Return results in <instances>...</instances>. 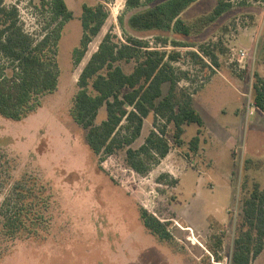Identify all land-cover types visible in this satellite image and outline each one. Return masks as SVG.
I'll list each match as a JSON object with an SVG mask.
<instances>
[{
	"label": "rangeland",
	"instance_id": "1",
	"mask_svg": "<svg viewBox=\"0 0 264 264\" xmlns=\"http://www.w3.org/2000/svg\"><path fill=\"white\" fill-rule=\"evenodd\" d=\"M64 1L74 19L60 32L56 90L44 95L40 106L21 121L0 116V149L12 166L1 178L0 208L11 212L18 206L11 188L25 179L27 185L35 182L36 197L23 207L39 216L34 220L35 233L23 230L13 237L0 216V264H231L234 239L244 229L242 197L255 182L264 190V111L252 102L254 73L264 79V0H232L228 12L187 40L196 43L194 47L165 48L180 53L171 62L175 74L186 73L177 83L174 101L190 95L204 125L199 149L193 152L189 142L197 125L184 126L178 145L173 124L151 112L130 147L139 149L150 131L160 134L164 127L170 149L163 158L152 152L140 155L143 174L126 165L127 147L111 155L94 154L86 130L73 121L70 109L81 70L106 33L121 42L134 36L151 47L157 46V35L166 33L130 29L128 18L138 9H127L125 0ZM98 3L108 16L81 62L74 65L82 6ZM215 3L199 0L181 18L192 21L209 13ZM3 4L17 7L23 30L35 39L56 26L51 23L48 0H3ZM175 40L183 42L179 37ZM202 49L216 56L217 65ZM239 51L245 52L244 58ZM188 52H196L205 66ZM118 64L126 73L135 65L133 61ZM0 68H5L6 79L12 77L10 62L1 56ZM168 88L164 84L163 94ZM105 116L102 107L96 122ZM125 126L123 121L115 136H130ZM142 209L168 224L171 240L158 239L144 227ZM221 231L225 234L218 249L215 238ZM250 264H264V246Z\"/></svg>",
	"mask_w": 264,
	"mask_h": 264
},
{
	"label": "trees",
	"instance_id": "2",
	"mask_svg": "<svg viewBox=\"0 0 264 264\" xmlns=\"http://www.w3.org/2000/svg\"><path fill=\"white\" fill-rule=\"evenodd\" d=\"M199 0H125L129 10H137L128 18V27L139 32H164L155 37L157 46L151 47L146 40L126 36L125 42L114 40L111 33H106L97 50L90 56L81 70L77 80L78 90L74 96L70 115L73 121L86 130V141L94 154H114L125 150L126 165L138 174L145 173L140 155L154 153L158 158L169 152V144L163 134L150 131L145 143L139 149L130 147L140 135L143 121L153 112L155 117L165 119L174 126V138L182 144L181 136L184 126L195 124L197 134L191 138L189 147L197 152L200 146V129L204 122L194 108L190 95H184L181 102H175V90L180 78H186L182 72L177 76L171 64L180 58L172 47H194L196 43L187 41L211 26L223 14L232 8V0H216L213 9L192 21H185L181 14ZM51 23H56L51 31H45L40 39L33 38L23 30L19 12L15 6H5L0 0V56L11 64L12 77L6 79L0 68V116L11 121H21L34 112L41 103V98L56 90L59 70L56 62L58 42L63 26L74 19L73 12L64 0H48ZM108 12L104 5L82 6L79 17L82 34L79 46L72 52L73 64L77 65L84 57L88 44L101 30ZM179 37L183 42L175 40ZM217 65L216 56L204 49L201 50ZM188 54L205 66L196 52ZM135 63L133 70L126 73L119 62ZM253 105L264 111V79L254 73ZM168 84L166 94L163 86ZM104 107L105 119L97 123L99 110ZM126 121L130 136L118 138L116 130ZM249 163L250 160H246ZM11 159L0 149V185L2 177L10 173ZM17 181L11 188L18 206L11 211L0 208L3 217V228L11 237L18 232L34 230V222L39 216L36 212L25 209L36 197L35 182L25 184V179ZM24 184V185H23ZM247 180L241 184L243 192ZM28 186V187H27ZM241 224L244 229L234 239V251L231 264H250L263 250L264 246V190L255 182L248 193L242 197ZM37 215V216H36ZM40 215V214H39ZM39 219V218H38ZM140 219L144 227L158 239L171 240L167 223L160 222L142 209ZM41 222H38V225ZM224 232L215 238V246L221 249ZM216 254V262L220 257Z\"/></svg>",
	"mask_w": 264,
	"mask_h": 264
},
{
	"label": "built area",
	"instance_id": "3",
	"mask_svg": "<svg viewBox=\"0 0 264 264\" xmlns=\"http://www.w3.org/2000/svg\"><path fill=\"white\" fill-rule=\"evenodd\" d=\"M239 53H240L239 56H241V58H244L246 55L245 52H243V51H239Z\"/></svg>",
	"mask_w": 264,
	"mask_h": 264
}]
</instances>
